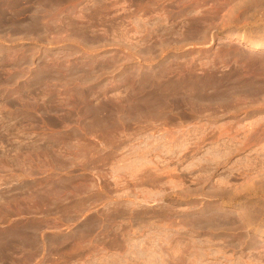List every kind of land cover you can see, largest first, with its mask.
Instances as JSON below:
<instances>
[{
    "label": "rangeland",
    "instance_id": "1",
    "mask_svg": "<svg viewBox=\"0 0 264 264\" xmlns=\"http://www.w3.org/2000/svg\"><path fill=\"white\" fill-rule=\"evenodd\" d=\"M262 177L264 0H0V264H264Z\"/></svg>",
    "mask_w": 264,
    "mask_h": 264
},
{
    "label": "bare ground",
    "instance_id": "2",
    "mask_svg": "<svg viewBox=\"0 0 264 264\" xmlns=\"http://www.w3.org/2000/svg\"><path fill=\"white\" fill-rule=\"evenodd\" d=\"M253 47H254V46H253ZM261 48H262V47H261ZM253 49H258V48L255 47V48H253ZM187 79H188V78H187ZM148 85H149V84H148ZM177 85H178V84H177ZM179 86H180V87H178V90H179V89H183V90H184V89L186 88L185 86H181V85H179ZM192 86H193V85H192ZM169 87H170V86H169ZM175 88H176V87H175ZM189 89H190V88H189ZM192 89H193V88H192ZM176 90H177V89H176ZM138 91H139V90H138ZM191 91H192V90H191ZM160 92H161V91H160ZM159 94H160V93H159ZM160 95H161V94H160ZM169 95H170V94H169ZM178 97H179V96H178ZM180 97H181V96H180ZM162 99H163V98H162ZM179 99H180V98H179ZM192 99H193V98H192ZM157 100H158V102H159V99H157ZM160 101H161V100H160ZM163 101H164V100H163ZM151 103H152V102H151ZM155 104H156V103H155ZM155 104H154V105H155ZM192 104H193V103H192ZM154 110H155V109H154ZM262 181H264V177H262L261 182H262ZM262 186H263V185H262ZM250 187L254 188L253 185H250ZM262 188H263V187H262ZM247 189H248V188H247ZM256 189H257V188H256ZM60 192H61V191H60ZM229 200H230V199H229ZM221 221H222V220H221ZM238 222H239V221H238ZM220 223H221V222H220ZM251 243H252V242H251Z\"/></svg>",
    "mask_w": 264,
    "mask_h": 264
}]
</instances>
